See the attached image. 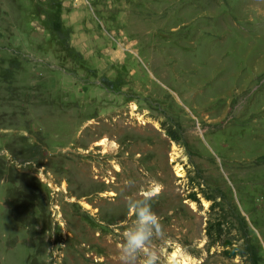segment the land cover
I'll return each instance as SVG.
<instances>
[{
  "label": "rangeland",
  "instance_id": "rangeland-1",
  "mask_svg": "<svg viewBox=\"0 0 264 264\" xmlns=\"http://www.w3.org/2000/svg\"><path fill=\"white\" fill-rule=\"evenodd\" d=\"M0 264H264V0H0Z\"/></svg>",
  "mask_w": 264,
  "mask_h": 264
},
{
  "label": "trees",
  "instance_id": "trees-1",
  "mask_svg": "<svg viewBox=\"0 0 264 264\" xmlns=\"http://www.w3.org/2000/svg\"><path fill=\"white\" fill-rule=\"evenodd\" d=\"M167 134L172 137L170 130L167 131ZM203 195L210 202L204 227V234L209 246L221 247L222 249L218 251V255L224 259L242 258L247 252V246H245V250L243 248L239 249L237 246L231 248V250H226L224 247L238 243L246 232L245 228L243 226L239 227L240 225L236 222L235 217L220 204L218 197L210 194ZM248 257H250V262L255 263V253L252 252Z\"/></svg>",
  "mask_w": 264,
  "mask_h": 264
},
{
  "label": "clouds",
  "instance_id": "clouds-1",
  "mask_svg": "<svg viewBox=\"0 0 264 264\" xmlns=\"http://www.w3.org/2000/svg\"><path fill=\"white\" fill-rule=\"evenodd\" d=\"M158 191H159V189H158ZM158 191L156 188H152V196L155 197V195L158 194ZM141 215H143V212H141ZM144 219L149 220V221L153 220V219L158 220V217H156L152 214H149L148 216H145ZM161 230H162V227H161ZM145 239H146V236L142 232L137 233L136 235L132 236V238H131V240L134 243L136 248L143 247Z\"/></svg>",
  "mask_w": 264,
  "mask_h": 264
}]
</instances>
